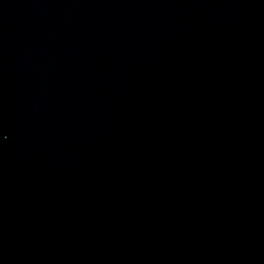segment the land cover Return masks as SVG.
<instances>
[{"label": "water", "instance_id": "95a60500", "mask_svg": "<svg viewBox=\"0 0 264 264\" xmlns=\"http://www.w3.org/2000/svg\"><path fill=\"white\" fill-rule=\"evenodd\" d=\"M0 264H264V0H0Z\"/></svg>", "mask_w": 264, "mask_h": 264}]
</instances>
